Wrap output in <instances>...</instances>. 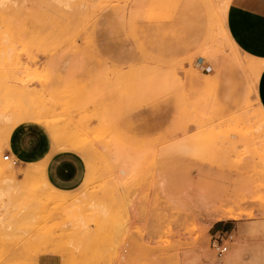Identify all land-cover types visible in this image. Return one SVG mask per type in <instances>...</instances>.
<instances>
[{
	"label": "rangeland",
	"instance_id": "rangeland-1",
	"mask_svg": "<svg viewBox=\"0 0 264 264\" xmlns=\"http://www.w3.org/2000/svg\"><path fill=\"white\" fill-rule=\"evenodd\" d=\"M228 3L0 0V264H264L261 65ZM26 115L83 151L75 191L3 160Z\"/></svg>",
	"mask_w": 264,
	"mask_h": 264
},
{
	"label": "crops",
	"instance_id": "crops-1",
	"mask_svg": "<svg viewBox=\"0 0 264 264\" xmlns=\"http://www.w3.org/2000/svg\"><path fill=\"white\" fill-rule=\"evenodd\" d=\"M221 14H225V31L233 46L255 65H261L255 84V98L264 113V0H229L228 7L222 5ZM40 124L26 122L16 126L8 138L5 154L9 158H17L23 167L26 164L40 165L43 176L45 171L46 184L55 192L75 191L86 172L85 162L78 154L83 151L71 147L70 143L62 146L64 152L53 154L56 148L50 147L47 133L37 126ZM39 264L55 263L52 257H43Z\"/></svg>",
	"mask_w": 264,
	"mask_h": 264
},
{
	"label": "built area",
	"instance_id": "built-area-1",
	"mask_svg": "<svg viewBox=\"0 0 264 264\" xmlns=\"http://www.w3.org/2000/svg\"><path fill=\"white\" fill-rule=\"evenodd\" d=\"M4 161H10L8 155L4 156ZM13 165H16V161H11ZM232 239L231 234L228 232H219L211 237L209 242V248L215 253V256L220 259L222 258L228 250L227 242Z\"/></svg>",
	"mask_w": 264,
	"mask_h": 264
},
{
	"label": "bare ground",
	"instance_id": "bare-ground-1",
	"mask_svg": "<svg viewBox=\"0 0 264 264\" xmlns=\"http://www.w3.org/2000/svg\"><path fill=\"white\" fill-rule=\"evenodd\" d=\"M27 99V98H26ZM29 119H30V117L28 116V115H26L25 116V118H22L21 119V121L19 122V123H22V122H26V121H28L29 122ZM31 122V121H30ZM2 124L1 125H3V132H4V134H5V141H7L8 140V138H9V136H10V134H11V132L13 131V129L15 128V125L12 123V120H10V121H3V122H1ZM37 123V122H36ZM53 146V145H52ZM4 158V157H3ZM26 166L28 167V168H26L25 167V169L23 170V171H19L20 172V174L21 175H25V176H31V175H34V174H38V172H39V170H38V172H37V166L36 167H34L33 166V164H26ZM30 167H32V168H30ZM40 167V166H39ZM39 169H42V167L41 168H39ZM40 172H42V170H40ZM23 177V176H22ZM46 184V183H45ZM44 185V184H43ZM45 187V186H44ZM46 189V188H45ZM48 189V188H47Z\"/></svg>",
	"mask_w": 264,
	"mask_h": 264
}]
</instances>
